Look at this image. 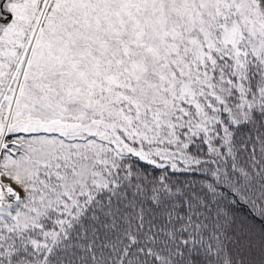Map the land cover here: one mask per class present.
Instances as JSON below:
<instances>
[{
  "label": "snow or ice",
  "instance_id": "1",
  "mask_svg": "<svg viewBox=\"0 0 264 264\" xmlns=\"http://www.w3.org/2000/svg\"><path fill=\"white\" fill-rule=\"evenodd\" d=\"M0 264H264V0H0Z\"/></svg>",
  "mask_w": 264,
  "mask_h": 264
}]
</instances>
